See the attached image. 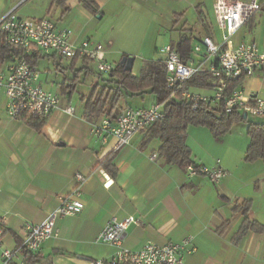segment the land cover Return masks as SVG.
I'll return each instance as SVG.
<instances>
[{"label": "crops", "instance_id": "obj_1", "mask_svg": "<svg viewBox=\"0 0 264 264\" xmlns=\"http://www.w3.org/2000/svg\"><path fill=\"white\" fill-rule=\"evenodd\" d=\"M29 1L0 0V20ZM94 1L96 12L88 10L82 0H65V5H58L64 10L62 21L67 13L74 16L69 23L61 26L57 23V26L73 32L72 41L76 47L88 40L93 45L108 42L107 61L113 54L112 44L108 37L95 40L91 36L95 16L102 15L104 19L107 15H121L125 7L144 8L149 0ZM214 2L166 0L167 8L157 19L173 21L175 26L184 21L183 28L196 38V46L209 31L202 26V17L212 25L215 22ZM260 5L261 10L237 34L235 43L254 40L259 52L264 53V0H260ZM17 16L29 20L27 15ZM36 16L33 20L46 19V16ZM124 57L133 56L123 53L121 61ZM87 61L88 64L82 58L71 61L73 68L82 63V68L76 71L78 78L81 70L86 71L85 74L92 72L90 65L94 62ZM144 62L136 72L133 66L134 76L140 74ZM9 64L0 69L6 72ZM60 66L57 64V68ZM47 78L43 80L40 73L43 87L51 85L52 88ZM97 85L98 92L104 87L96 83L91 92ZM241 86L247 93H256L264 99L261 74L243 80ZM51 88L47 87L52 91ZM194 89L209 92L210 88ZM56 93L62 98V106H72L75 112L70 115L58 110L42 130L37 131L8 114L5 92H0V230L4 231L0 262L5 249L19 247L28 225L43 223L62 199L79 194L85 204L82 212L58 220L56 236L44 243L31 264L109 261L119 248L101 242L99 236L112 218L122 220L131 216L138 224L126 232L124 249L137 252L148 242L165 245L192 237V252L186 257L187 264H264V163L246 162L250 142L244 149L239 145L227 152L218 146L226 136L214 138L206 127L190 130L186 142L192 151L193 163L213 168L220 162L229 173L215 184L206 176L190 177L188 167L194 165L167 164L159 156L161 141L151 138L147 132H140L129 146L115 151L114 137L103 142L93 132L94 127L108 117L86 115L82 97L90 93L81 95L80 103H72L71 98L64 97L60 91ZM129 99L130 103L123 108H149L157 103L151 95ZM105 161L112 162L115 175L104 167ZM79 174L86 177L84 183L77 181ZM246 220L257 224V229L241 233ZM29 260V256L23 254L18 263Z\"/></svg>", "mask_w": 264, "mask_h": 264}, {"label": "built area", "instance_id": "obj_2", "mask_svg": "<svg viewBox=\"0 0 264 264\" xmlns=\"http://www.w3.org/2000/svg\"><path fill=\"white\" fill-rule=\"evenodd\" d=\"M260 8V0H215V22L212 25L202 17L201 24L209 31L201 43L194 46L188 62L181 60L173 46L163 50L168 87L179 89L182 99L194 110L201 104H208L220 107L226 114L239 112L246 114L247 119L255 117L264 121V99L256 93H247L241 85L230 90V85L235 80H245L258 74L264 78V53L259 52L255 41L235 43L237 34ZM0 31L5 33L10 44L23 47L26 54L35 50L43 54L55 53L71 61L79 57L96 63L99 73L106 75L115 68L106 61L105 48L101 44L93 45L88 40L76 47L72 41L73 32L58 28L55 22L48 19L23 20L12 11L0 20ZM201 74L208 76L209 92H197L184 85ZM2 91L7 100L6 110L15 119L27 115L48 120L58 110L70 115L75 112L72 106H62V98L58 93L43 87L37 67L26 59L10 63L6 72L0 69V92ZM162 116V105L159 103L149 108H126L115 119L105 118L94 127L93 132L103 142L114 137V150L119 151L129 146L137 134L152 127ZM188 173L190 177L206 176L215 184L229 176L220 162L213 168L189 166ZM76 178L80 183L86 181V177L80 174ZM84 207L79 194L62 199L59 207L43 223L25 228V236L17 249L3 251L0 264H27L18 263L20 257L26 252L34 255L40 253L44 243L56 236L58 220L76 216ZM136 224L138 220L133 216L122 220L112 218L100 234L99 240L117 246V253L109 261L88 264H187L186 257L192 252V237L165 245L148 242L137 252L122 248L126 232ZM3 234L2 229L0 243Z\"/></svg>", "mask_w": 264, "mask_h": 264}, {"label": "trees", "instance_id": "obj_3", "mask_svg": "<svg viewBox=\"0 0 264 264\" xmlns=\"http://www.w3.org/2000/svg\"><path fill=\"white\" fill-rule=\"evenodd\" d=\"M54 3L63 6L65 5V0H54ZM82 3L88 10L96 12L97 6L94 0H82ZM180 32L182 35L178 43L173 45V47L179 53L181 60L188 62L192 56L196 38L187 34L186 32L188 31L184 30L183 27ZM45 56L49 55L36 54L34 51L33 54H26V50L23 47L10 44L6 39L5 33L0 31V68L7 63L22 59L28 60L31 65L36 67L38 61ZM78 59L79 57L73 59L72 62ZM83 60L88 64L86 59ZM74 78L72 80L65 79L62 83H59L60 93L64 97L71 98L76 91L78 76ZM166 78L167 70L163 60L145 61L138 76H134L132 72L125 71L121 63H119L108 74L105 80L107 84L99 92V86L97 85L89 95L82 97L85 113L89 117L105 115L110 119H115L126 109L120 106V102L123 99L143 97L145 95L154 96L156 102L162 105L163 116L144 132H147L151 138L161 141L162 147L159 150V156L167 164L175 166L191 164L195 167L199 166L193 163L192 151L186 142L190 126L206 127L215 138H220L229 133L237 122L246 121L250 144L245 154V160L249 163L257 161L264 163V122L247 121L248 119H245L244 115L239 112L226 114L220 107H213L208 104H201L194 110L188 102L182 99L179 89L168 87ZM242 82V79L233 81L230 85V90L236 89ZM184 85L192 88H210L208 76L205 74L193 77ZM19 119L37 131H41L47 122V120L27 115H23ZM103 165L110 173L116 174V169L112 162L105 161ZM238 209L239 207L236 208V210ZM256 229L257 224L246 220L241 233ZM25 254L30 258L27 264H31L35 259L34 254L29 252Z\"/></svg>", "mask_w": 264, "mask_h": 264}, {"label": "rangeland", "instance_id": "obj_4", "mask_svg": "<svg viewBox=\"0 0 264 264\" xmlns=\"http://www.w3.org/2000/svg\"><path fill=\"white\" fill-rule=\"evenodd\" d=\"M53 3L54 0H30L16 12V15H27L29 20H33L35 15H37L36 17L46 16V19L58 23L60 26L62 23L63 25L69 23L74 15L67 13L62 21L61 15L64 10ZM144 6L143 8L130 5L124 8L121 15H107L104 19L101 18L102 15H97L93 20L91 36H94L95 40L102 36L109 38L113 54L107 61L114 67L121 62L123 53H127L136 59L134 64V71L136 72L142 62L146 60L164 59L165 56L162 51L168 46L176 45L180 39V30L185 25L184 21L175 26L173 21L167 22L163 19H157L158 16L164 13L163 10L167 8L166 0H149ZM186 28H189V25ZM107 43L104 41L101 43L105 48V52L110 49ZM57 64H61L60 68H57ZM36 67L41 73L42 79L45 80L48 77L49 84H53L52 88L51 85H47V87L58 92L60 91L59 83H62L65 77L73 79L76 71L82 68V63L76 64L73 68L71 60L61 58L59 55L49 54V56L40 59ZM90 67L92 72L85 74L86 71L81 70L78 73L76 91L71 96L72 103H80L81 95L89 94L96 83L102 86L107 84L105 80L108 75L99 73L96 63H92ZM44 87L47 89L46 86ZM130 100L125 98L120 105L125 106L130 103ZM247 121L264 122L261 118L255 117H249ZM193 128L199 127L190 126L188 135ZM206 129L211 133L208 128ZM225 136V139L218 143L222 151L230 152L239 145L244 149L250 142L247 136V122H237Z\"/></svg>", "mask_w": 264, "mask_h": 264}, {"label": "water", "instance_id": "obj_5", "mask_svg": "<svg viewBox=\"0 0 264 264\" xmlns=\"http://www.w3.org/2000/svg\"><path fill=\"white\" fill-rule=\"evenodd\" d=\"M135 58L134 57H124L121 61V65L124 67L125 71L132 72L134 66ZM244 118H247V115L244 114Z\"/></svg>", "mask_w": 264, "mask_h": 264}]
</instances>
